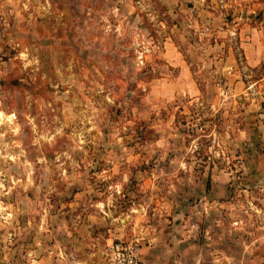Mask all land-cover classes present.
Here are the masks:
<instances>
[{
    "label": "clouds",
    "instance_id": "9594fccd",
    "mask_svg": "<svg viewBox=\"0 0 264 264\" xmlns=\"http://www.w3.org/2000/svg\"><path fill=\"white\" fill-rule=\"evenodd\" d=\"M0 264H264V0H0Z\"/></svg>",
    "mask_w": 264,
    "mask_h": 264
}]
</instances>
